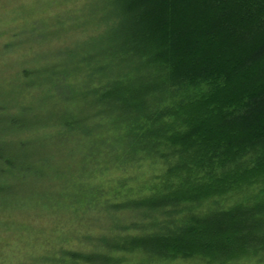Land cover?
Here are the masks:
<instances>
[{
    "label": "trees",
    "instance_id": "1",
    "mask_svg": "<svg viewBox=\"0 0 264 264\" xmlns=\"http://www.w3.org/2000/svg\"><path fill=\"white\" fill-rule=\"evenodd\" d=\"M82 1L0 105V264L264 262V0Z\"/></svg>",
    "mask_w": 264,
    "mask_h": 264
},
{
    "label": "rangeland",
    "instance_id": "2",
    "mask_svg": "<svg viewBox=\"0 0 264 264\" xmlns=\"http://www.w3.org/2000/svg\"><path fill=\"white\" fill-rule=\"evenodd\" d=\"M78 13L74 0H0V105L11 102L16 96L21 82L18 76L26 68H31L29 70L34 73L49 68L50 62H44L42 57L50 50H64L78 38L97 35V22ZM31 91L35 95L42 94ZM28 97H31L30 94ZM37 224L48 227L50 222L43 220ZM14 244L9 251L15 250L17 254L11 259L20 264L28 257L24 251H33V247H24L20 242ZM236 262L233 264H258ZM172 264L204 263L189 261Z\"/></svg>",
    "mask_w": 264,
    "mask_h": 264
}]
</instances>
